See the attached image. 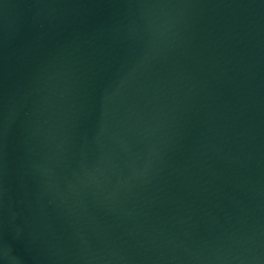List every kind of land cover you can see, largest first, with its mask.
I'll return each instance as SVG.
<instances>
[{
  "label": "water",
  "instance_id": "95a60500",
  "mask_svg": "<svg viewBox=\"0 0 264 264\" xmlns=\"http://www.w3.org/2000/svg\"><path fill=\"white\" fill-rule=\"evenodd\" d=\"M0 264H264V0H0Z\"/></svg>",
  "mask_w": 264,
  "mask_h": 264
}]
</instances>
